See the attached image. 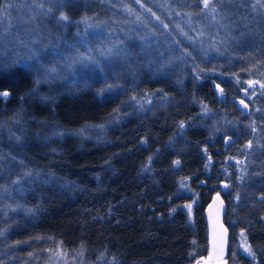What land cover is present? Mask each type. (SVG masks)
I'll return each mask as SVG.
<instances>
[{
  "label": "trees",
  "instance_id": "trees-1",
  "mask_svg": "<svg viewBox=\"0 0 264 264\" xmlns=\"http://www.w3.org/2000/svg\"><path fill=\"white\" fill-rule=\"evenodd\" d=\"M86 1L0 0L19 23L8 22L13 30L51 40L40 64L58 77H45L22 52L0 55V91L9 92L0 97V264H196L210 258L204 208L215 196L227 205V264H264V89L256 83L259 94L245 93L246 79H264L253 69L264 54L203 59L174 16L256 0H210L208 8L202 0H126L158 36L144 41L137 79L109 85L89 79L88 64L46 55L59 51L61 35L51 23L42 29V16L60 21L63 10L62 22L85 33ZM81 33L64 34L75 42L69 53L90 50ZM242 231L255 259L234 244Z\"/></svg>",
  "mask_w": 264,
  "mask_h": 264
},
{
  "label": "rangeland",
  "instance_id": "rangeland-1",
  "mask_svg": "<svg viewBox=\"0 0 264 264\" xmlns=\"http://www.w3.org/2000/svg\"><path fill=\"white\" fill-rule=\"evenodd\" d=\"M73 2V4H77L78 0H73ZM127 3L126 0L86 1L84 9L90 15L91 21L84 22V16L80 18L81 28L85 33L79 32V24H65L57 20L50 22L46 14L40 19V26L42 29H47L49 23L54 26L55 32L57 31L61 35V38H57V43L61 46L59 52L62 53L59 58L63 62L67 60V64L70 65L78 62L79 67L85 68L88 64V67H91L89 79L99 77L107 85L110 84L112 77L114 80L134 81L138 77L144 52L149 51L144 41L150 40L152 36H158V33L156 25L141 13L137 14L133 8L126 5ZM236 5L235 3H220L216 7L215 13L208 10L203 15H197L196 19L190 17L189 14L182 16L181 13H174L177 20L181 22V34L192 50L201 58L217 57L224 60L228 57L233 61L234 55L238 60H241L251 50L264 54V45L262 44L264 41V0H256L251 3L239 2ZM161 7L168 8V6ZM169 11L172 12L170 9ZM5 13V8L0 10V38H2L0 39V55L10 53L16 57L22 52L26 61H34L29 59L31 52L35 51L39 55H43L49 51L52 44L45 33H37L33 29L31 31L22 30L19 34L11 28V24L19 26V23L13 18H8ZM74 13L77 12L74 11ZM221 18L222 20H219ZM8 22L11 24L8 25ZM69 28L77 40L81 33L83 39L85 37V42L92 41L93 45L90 50L84 51V48H78L69 53V50L73 48L67 49V47L73 46L75 43L63 39ZM123 52L128 55H123ZM67 55L70 56V59ZM253 60L255 61L253 69L264 70V59L254 57ZM247 62L249 63V59ZM73 68L77 67L73 66ZM256 80L264 83V79ZM248 81L253 80H245L246 83ZM246 89L247 92L252 93L250 95L259 94L256 93V83L245 86ZM241 99L245 102L244 98ZM237 106L241 107L239 103ZM228 138L225 137L226 143L230 141ZM234 236V244H238L244 249L245 242L241 234L235 233ZM210 259L207 257L206 262L204 259L199 262L200 264H227V259L224 258ZM64 261V259L60 261L50 259L48 263L44 264H64Z\"/></svg>",
  "mask_w": 264,
  "mask_h": 264
},
{
  "label": "water",
  "instance_id": "water-1",
  "mask_svg": "<svg viewBox=\"0 0 264 264\" xmlns=\"http://www.w3.org/2000/svg\"><path fill=\"white\" fill-rule=\"evenodd\" d=\"M245 104L246 102L244 104L240 103L243 109H245ZM226 211V202L219 196L212 198L204 208V216L208 227L209 257L212 259L221 258L227 253L230 231L224 222Z\"/></svg>",
  "mask_w": 264,
  "mask_h": 264
},
{
  "label": "snow or ice",
  "instance_id": "snow-or-ice-1",
  "mask_svg": "<svg viewBox=\"0 0 264 264\" xmlns=\"http://www.w3.org/2000/svg\"><path fill=\"white\" fill-rule=\"evenodd\" d=\"M135 2H136V3H139V0H135ZM202 3H203V5H204V8H208V7H209L210 0H202ZM38 6H39V7H43V4L38 5ZM5 10H6V9H5ZM48 11L51 12L52 9L49 8ZM211 11H212L213 13L216 12V8H215V6H213V7L211 8ZM68 19H69V17H68L63 11H61V12H60V21H67ZM85 19H87V18H85ZM0 39H2V38H0ZM84 42H85V41H84L83 38H82V39H81V43H84ZM122 51H123V50H122ZM46 55H51L53 58H55V56L62 55V53L59 52V51H57V50H53L52 52L47 53ZM123 55L127 56L128 53L123 52ZM29 59L36 61V64H38L39 67H40L41 69H43V75H44L45 77H48V78L53 79V80L58 78L57 75H56V68H55V67H53V68H46L44 65L40 64V60L42 59V57L39 55L38 52H35V51L31 52V53H30V56H29ZM16 63H17V61H11V64H16ZM21 67H23V68L26 69V70L31 71V69H32L33 67H35V65H29L26 61H24V62L21 64ZM69 67H71V65H69ZM101 71H102V70H101ZM6 72H7V69L3 66L2 62H0V74H6ZM248 83H249L250 86H251L253 83H259V84H260V88H261V89H264V83H260L259 81H255V82H253V81H248ZM110 87H111V86H110ZM216 87L219 88V85H216ZM220 92H221V94H222V93H223V89H220ZM245 93H246V95H247V89L245 90ZM7 96H9V92H8V91H0V97H7ZM240 103H241V104H244V100L241 99V100H240ZM244 107L247 108L248 106L245 104ZM181 127H183V122H181ZM247 147H249V148L251 147V141L248 143ZM205 151H206V150H205ZM175 163L178 164L179 161H176ZM13 183L16 184V183H18V181H13ZM225 187L227 188L228 185H225ZM218 195H219V194H218ZM236 198L239 199V194H237V197H236ZM261 199L264 200V196H262ZM186 207H188V208L190 209V208H191V205H186ZM173 211H175V209H173ZM225 231H226V230H225ZM241 236L244 237V232H243V231L241 232ZM244 251L247 252L248 255H249L250 257H252L253 259H255V253L253 252L251 246H250V245H247V243H246V238H245V247H244ZM197 264H200V262L197 261Z\"/></svg>",
  "mask_w": 264,
  "mask_h": 264
},
{
  "label": "bare ground",
  "instance_id": "bare-ground-1",
  "mask_svg": "<svg viewBox=\"0 0 264 264\" xmlns=\"http://www.w3.org/2000/svg\"><path fill=\"white\" fill-rule=\"evenodd\" d=\"M225 218V217H224Z\"/></svg>",
  "mask_w": 264,
  "mask_h": 264
}]
</instances>
